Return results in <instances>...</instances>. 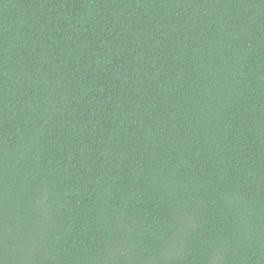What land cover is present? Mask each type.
<instances>
[{"label": "trees", "instance_id": "obj_1", "mask_svg": "<svg viewBox=\"0 0 264 264\" xmlns=\"http://www.w3.org/2000/svg\"><path fill=\"white\" fill-rule=\"evenodd\" d=\"M0 264H264V0H0Z\"/></svg>", "mask_w": 264, "mask_h": 264}]
</instances>
